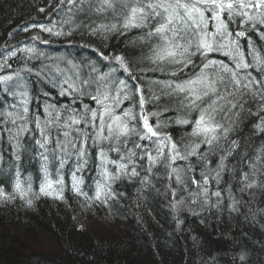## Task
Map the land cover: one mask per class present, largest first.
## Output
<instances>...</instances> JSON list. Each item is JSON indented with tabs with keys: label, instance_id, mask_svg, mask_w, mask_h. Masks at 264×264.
I'll list each match as a JSON object with an SVG mask.
<instances>
[{
	"label": "snow or ice",
	"instance_id": "snow-or-ice-1",
	"mask_svg": "<svg viewBox=\"0 0 264 264\" xmlns=\"http://www.w3.org/2000/svg\"><path fill=\"white\" fill-rule=\"evenodd\" d=\"M53 12L59 27L40 31L69 44L87 40L80 47L100 62L30 66L45 57L25 47L19 69L0 63V175L13 190L0 186V203L19 198L31 207L43 196L67 204L71 164V191L83 208L98 202L111 211L123 197L113 185L135 180L167 199L177 230L191 216L236 231L234 251L219 255L253 264V249L264 250V0H56ZM121 38L124 49L105 54ZM36 83L71 103L58 106ZM173 127L182 130L178 139ZM26 164L38 165V191L31 174L22 178ZM92 166L89 196L84 173ZM203 264L219 261L209 252Z\"/></svg>",
	"mask_w": 264,
	"mask_h": 264
},
{
	"label": "trees",
	"instance_id": "trees-1",
	"mask_svg": "<svg viewBox=\"0 0 264 264\" xmlns=\"http://www.w3.org/2000/svg\"><path fill=\"white\" fill-rule=\"evenodd\" d=\"M55 2L56 0H0V62L7 59L13 68L19 69L27 57L22 55L15 61L8 59V56L10 51L24 45L22 40H26L24 43L29 45L32 37L39 35L41 40L45 38L44 41L49 43L51 38L46 32H41L38 25L52 27L56 24L59 27L61 17L53 12ZM40 8L45 11L40 12ZM22 28H27V31H21ZM124 39L109 42L106 48L110 51L124 49ZM87 42L79 36H75L71 44L66 39L58 38L51 42V46L48 44L51 48H48L45 59L29 61V65L35 62L34 64L39 66L41 62L48 64L46 62L54 60V64H49L54 66L65 58L75 61L91 58L98 61L99 58L90 48L80 47ZM60 65L61 69L65 67L63 63ZM53 71L55 72V67ZM33 87L37 93L49 88L48 85L39 83ZM53 92L54 89L50 94L53 95ZM53 98L59 102L58 106L71 103L69 97H59L55 94ZM88 102L85 99V103ZM73 106L79 107V103ZM170 131L176 138H179L182 132L179 127H173ZM30 165L26 164L25 168ZM66 167L63 173L64 196L66 200L73 199L69 210L59 202L60 200L50 197H40L41 202L34 207L27 206L19 198L12 205L0 203V212L7 209L15 215H0V264H203V258H206L209 252L217 256L219 264H228L230 257L219 254L234 251L232 237L238 235L236 231L226 230V225L218 224L213 219L206 225H201L198 218L191 216H186V228L177 230L167 199L152 189H142L135 180L117 182L113 186L123 193V197L115 203L111 211L108 208L100 210L98 202L89 207L96 216L108 217L115 214L118 221L109 217L100 225L89 223L83 209L75 206L79 205L77 202L84 203V198L71 191V164ZM29 174L32 175L33 189L36 191L41 180L39 168L25 169L22 178ZM96 178L94 166L84 173L83 190L89 196L94 189L93 181ZM1 181L3 180L0 178ZM157 187L161 185L158 184ZM38 227L54 239L59 249L62 248L60 257L51 253L26 255L29 249L21 250L28 246L29 237H35ZM243 230L253 239H259V233L252 228L245 227ZM19 231L28 232L24 234L29 236H20ZM192 235L198 237L197 245L191 240ZM253 252V264H264V250L253 249Z\"/></svg>",
	"mask_w": 264,
	"mask_h": 264
},
{
	"label": "bare ground",
	"instance_id": "bare-ground-1",
	"mask_svg": "<svg viewBox=\"0 0 264 264\" xmlns=\"http://www.w3.org/2000/svg\"><path fill=\"white\" fill-rule=\"evenodd\" d=\"M16 30V29H15ZM47 36L49 37V38H51L50 40H49V43H50V46H51V42L52 41H54V40H57L58 38H56V37H53V36H50L48 33H47ZM21 37H23V36H21ZM30 38V37H29ZM44 40H45V38H44ZM44 40H40V42H38L37 40H33V39H31V42L29 43V45L27 44V43H24L26 40H22V44H24V45H22V46H20V47H18V48H16V49H14V50H12V51H10V53H12L13 51H15L16 52V57H14V58H12L13 60H15L16 61V59H19L20 58V56H26V54L24 53V52H22V51H20L21 49H23V48H25V47H35L36 49H37V52L38 53H43V56L44 57H46V53H47V51H48V48L50 47V46H48V44L49 43H44V42H42V41H44ZM253 40H255L256 41V43L259 45L260 43H261V41L259 40V38L258 37H256V36H254L253 37ZM47 41V40H46ZM32 43V44H31ZM51 48V47H50ZM105 54H107L108 52H111L108 48H105ZM9 53V54H10ZM28 55H31V54H28ZM98 58V57H97ZM95 60V59H94ZM35 61H38V60H35ZM98 61H99V59H98ZM35 62H32V64H34ZM43 62H41V64H42ZM46 63H48V65L49 64H54L55 62H54V60H49L48 62H46ZM31 64V65H32ZM36 64V63H35ZM41 64H39V66L41 65ZM43 64H45V63H43ZM62 66L60 65V68H61ZM49 86V88H48V90H43V91H47V92H51L52 91V87L50 86V85H48ZM41 90V91H42ZM54 91L55 92H53V95L52 94H50V96L51 97H53L55 94H57V92H56V90L54 89ZM79 103V102H78ZM128 106V102H125V107H127ZM170 115V114H169ZM163 118V117H162ZM170 129L171 128H169L168 129V131L169 132H171L170 131ZM174 137V136H173ZM174 138H176V137H174ZM178 139V138H177ZM10 151V150H9ZM36 167H38V165L37 164H31L28 168H25L26 170H32V169H35ZM65 169H67V167L65 168ZM0 178L4 181L5 180V182L3 183V181H1L0 182V186H2V187H4V190H5V193L6 194H12V184H11V181L10 180H8V178L6 177V176H2V175H0ZM125 181H127V180H123V181H118V183H121V182H125ZM114 186V185H113ZM7 188H8V190H7ZM36 191H38V189H36ZM94 194V189H93V191H92V193H91V195H93ZM43 197V196H42ZM65 199H66V197H65ZM18 200V198L17 199H15L13 202H10V203H8V205H12V204H14L16 201ZM71 200H73V199H69V200H67V204H65L63 201H59V202H61L65 207H67V209L69 210L70 209V207H71ZM81 200V199H80ZM77 200H75V202H76ZM84 201V200H83ZM41 202V200L40 199H37V200H34L33 201V204H32V206L34 207V206H36L38 203H40ZM79 205H75V206H78V207H81V209H83V212H84V214H85V216H86V218L88 219V221H89V223H91V224H93V225H100V224H102V222L104 221V219L105 220H107L109 217H111V220H116V221H118V216L117 215H115V214H110V215H108V217L106 216V217H104V216H101V215H95V213L93 212V209H89V208H83L82 207V205L85 203V201H84V203H82V202H77ZM76 203V204H77ZM3 205H7V204H3ZM7 205V206H8ZM31 206V207H32ZM77 207V208H78ZM101 207V208H100ZM99 208H100V210L102 209V210H106L107 208L106 207H103V206H99ZM79 209V208H78ZM117 214H119V213H117ZM0 215H3V216H15V215H13V213H11V212H9V211H7V209L5 210V212L3 211H1L0 212ZM0 219H1V216H0ZM0 229H1V227H0ZM20 233H21V231H19ZM58 248V247H57ZM61 254V253H63V251H62V248H60V250H59V248H58V251H49V252H47V254Z\"/></svg>",
	"mask_w": 264,
	"mask_h": 264
},
{
	"label": "rangeland",
	"instance_id": "rangeland-1",
	"mask_svg": "<svg viewBox=\"0 0 264 264\" xmlns=\"http://www.w3.org/2000/svg\"><path fill=\"white\" fill-rule=\"evenodd\" d=\"M3 63V62H0ZM39 228V227H38ZM43 229V228H42ZM45 231V230H44ZM46 232V231H45ZM27 233L28 232H24ZM24 233H19L20 236H24V237H28L29 235H25ZM36 235L35 237H29V243H28V248L26 247L21 249V250H28V253H25L26 255L28 254H47V252L49 251H58V246L57 243L54 241V239L50 236L47 235L48 233L46 232V234L39 228L36 231ZM45 234V235H43ZM60 250V249H59ZM57 256L61 255V254H57ZM60 257V256H59Z\"/></svg>",
	"mask_w": 264,
	"mask_h": 264
}]
</instances>
